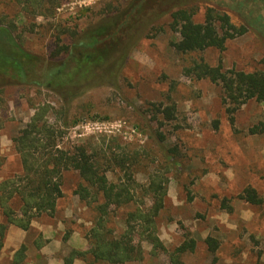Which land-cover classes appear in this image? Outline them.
<instances>
[{
	"label": "rangeland",
	"instance_id": "374dc122",
	"mask_svg": "<svg viewBox=\"0 0 264 264\" xmlns=\"http://www.w3.org/2000/svg\"><path fill=\"white\" fill-rule=\"evenodd\" d=\"M131 1L62 0L54 16L32 18L21 12L16 0H0V16L14 18L20 29L27 26L22 44L43 60L55 49L58 32H64V41L70 42L73 32L118 14ZM160 2L166 11L156 16L152 31L147 29L126 50L117 86L108 81L96 85L73 103V112L84 120L69 127L62 145L90 143L116 151L125 147L143 152L146 159L135 175L141 189L155 169L166 173L170 179L158 232L169 252L188 238L197 241L194 251L182 255L183 264H264V132L250 131L264 121V103L249 101L233 113L232 121L221 85L185 72L196 58L225 69L251 72L262 68L264 0ZM209 7L227 12L232 22L244 24L247 32L229 40L223 51L178 53L172 46V41L179 39L170 27L172 10L191 9L194 20L203 22ZM43 69L44 65L37 74ZM170 101L177 105V119L158 127L150 103ZM45 102L60 108L62 99L46 88L18 81L0 89V181L22 170L12 138L30 120L36 106ZM94 114L100 118L89 117ZM49 119L59 124L63 121L54 113ZM157 130L165 134V141H160ZM174 146L179 151L177 163L166 164V150ZM107 175L111 181L119 176L111 171ZM79 181L77 172L65 174L64 195L53 215L35 218L29 230L9 227L0 249V264H14L15 253L23 245L26 250L21 264H64L73 250L90 247L88 232L96 212L74 193ZM248 186L256 188L262 205L240 198ZM145 202L150 203L151 198L145 197ZM133 208H112L109 225L116 234L124 230L126 215ZM3 221L0 209V223ZM208 237L218 242L215 252L206 242ZM142 247L143 258L125 264H172L167 252L153 254L147 242H142ZM73 264L108 263L94 262L88 255L76 258Z\"/></svg>",
	"mask_w": 264,
	"mask_h": 264
},
{
	"label": "trees",
	"instance_id": "16d2710c",
	"mask_svg": "<svg viewBox=\"0 0 264 264\" xmlns=\"http://www.w3.org/2000/svg\"><path fill=\"white\" fill-rule=\"evenodd\" d=\"M16 1L21 12L32 18L52 17L62 3V0ZM160 4V0H132L128 8L119 9L118 14L73 32L70 42L64 41L62 34L65 33L60 31L55 49L43 60L22 44L27 26L20 29L14 18L0 16V89L18 81L46 88L62 99L60 108L49 102L36 106L30 120L12 138L22 170L0 181V209L4 217L0 223V249L10 226L29 230L35 218L56 212L58 201L64 195V176L71 171L77 172L80 178L74 193L96 214L88 232L90 247L84 251L73 250L64 264H73L76 258L88 255L94 262L108 264L140 260L143 258L142 242L152 246L153 254L164 251L172 264H183L182 255L196 249L197 241L188 238L169 252L160 238L159 216L166 204L170 178L155 169L149 174L148 185L141 189L135 175L146 156L143 152L125 147L116 151L111 146L90 143L62 145L69 127L84 120L73 112V103L96 85L108 81L117 86L126 50L147 29L152 31L156 16L166 11ZM194 16L195 12L188 8L171 12L170 27L179 34L172 46L180 54H198L208 49L223 51L229 40L248 29L244 24H234L227 12L213 7L207 8L203 22H196ZM41 63L44 71L39 75L37 69L41 70ZM262 63V68L246 72L225 69L221 64L213 66L204 58H196L185 72L190 77L220 84L223 102L234 121L233 113L244 104L252 100L264 103V59ZM150 106L158 127L177 119V105L173 101L154 102ZM51 113L59 115L63 121L60 124L51 121ZM89 117L100 118L97 114ZM250 131L264 132V121ZM157 135L160 141H165L163 132L157 130ZM178 153L176 146L167 149L165 163L176 162ZM110 171L119 174L116 181L109 179ZM239 196L252 205L263 204V198L252 186L246 187ZM145 197H150L151 202L146 203ZM127 205L134 208L126 215L124 230L116 234L109 225V215L112 208ZM206 242L212 252L217 250L215 238L208 237ZM25 250L23 245L15 253L14 264H21Z\"/></svg>",
	"mask_w": 264,
	"mask_h": 264
}]
</instances>
